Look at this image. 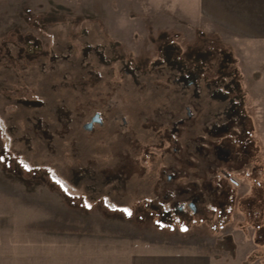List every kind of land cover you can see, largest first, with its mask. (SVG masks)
Segmentation results:
<instances>
[{"label": "flooded vegetation", "instance_id": "flooded-vegetation-1", "mask_svg": "<svg viewBox=\"0 0 264 264\" xmlns=\"http://www.w3.org/2000/svg\"><path fill=\"white\" fill-rule=\"evenodd\" d=\"M37 20L0 45L5 164L29 163L44 183L60 176L78 210L127 209L158 231L233 208L262 156L230 49L157 31L135 54L97 20Z\"/></svg>", "mask_w": 264, "mask_h": 264}, {"label": "rangeland", "instance_id": "rangeland-1", "mask_svg": "<svg viewBox=\"0 0 264 264\" xmlns=\"http://www.w3.org/2000/svg\"><path fill=\"white\" fill-rule=\"evenodd\" d=\"M146 1L151 5H146ZM5 4V0L0 1V45L29 33L37 19L79 16L97 20L95 22L102 24V28L114 31L117 39L136 54L150 47L151 43H147L149 35L157 32L149 28L150 19H153L164 28H177L169 31H179L183 35L182 43L215 39L230 49L236 59L238 56L236 40L221 36L218 30L205 32L206 26L201 30H178L182 25L172 12L184 4L190 12L194 9V3L184 0H16L9 3V8ZM153 6L160 8L157 17L150 15ZM116 18L125 19L128 29H114L118 22ZM118 24L122 23L119 21ZM135 26L136 31L129 29ZM238 68L244 74V89L258 116L262 156L259 170L253 178L241 177L247 180L240 181L241 186L233 196V208L228 204L223 214L216 217V212H210L201 219L202 222L197 221L198 224L191 228L158 231L144 224L138 213L132 214L127 209L111 213L78 210L64 199L60 190L70 195L76 192L68 190L60 176L52 174V179L47 177L48 182L44 183L42 177L46 176L45 171L33 177L30 174L33 167L29 163L23 164L25 167L5 164L0 148V203L4 195L9 194L7 201L15 207L34 208L28 224L34 225L30 230L35 237L31 240H36L37 254L92 251L103 255L128 249L135 253L197 254L207 257L211 264H264V64L247 70L239 63ZM46 167L49 170L54 168ZM53 180L57 187L52 186Z\"/></svg>", "mask_w": 264, "mask_h": 264}, {"label": "crops", "instance_id": "crops-1", "mask_svg": "<svg viewBox=\"0 0 264 264\" xmlns=\"http://www.w3.org/2000/svg\"><path fill=\"white\" fill-rule=\"evenodd\" d=\"M14 1L16 2V0H5L7 3L5 5L9 8V3ZM184 1L194 3V9L190 12L184 4L177 6L176 12H172L178 16V22L182 25L178 30L183 28L201 30L204 26H206L204 30H207L205 32L218 30L220 35L236 40L237 59L247 70L264 64V0ZM146 5H151V3L146 1ZM159 10V7L153 6L150 15L157 17ZM115 20L122 24L117 22L114 29L117 31L128 29L124 22L125 19L124 21L117 18ZM150 20L152 23L149 28L154 31L177 29L164 28L157 21ZM129 29L136 31V26ZM8 196L9 194L4 195L3 201L0 203V264H211L207 257L197 254L135 253L131 250L129 252L128 249L123 252H109L103 255L92 251L37 254L36 240H31L35 237L30 230L34 225L28 224L29 217L35 210L30 206L15 207L7 201ZM31 198L34 199V196L32 195Z\"/></svg>", "mask_w": 264, "mask_h": 264}]
</instances>
